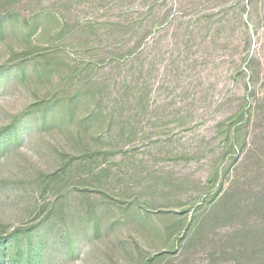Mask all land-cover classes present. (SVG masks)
Masks as SVG:
<instances>
[{"label": "rangeland", "instance_id": "obj_1", "mask_svg": "<svg viewBox=\"0 0 264 264\" xmlns=\"http://www.w3.org/2000/svg\"><path fill=\"white\" fill-rule=\"evenodd\" d=\"M0 67V130L62 99L0 134V264H264V0H0Z\"/></svg>", "mask_w": 264, "mask_h": 264}, {"label": "trees", "instance_id": "obj_2", "mask_svg": "<svg viewBox=\"0 0 264 264\" xmlns=\"http://www.w3.org/2000/svg\"><path fill=\"white\" fill-rule=\"evenodd\" d=\"M155 14L152 9H148L145 11L144 15L147 17H152V19H148L147 20V24H145L144 26H148L147 31L143 34L140 35V31L138 30L140 25H138L136 23V19H133V21L129 22V19H126L125 22H122V24L118 23V25L116 26H120V28L123 30V45H124V50H120L121 55H124V57L126 58H130V57H134L139 53V44H138V39H143L147 33H149V31L152 32L153 28L157 25L154 22L155 16L153 15ZM164 16V15H163ZM168 18V14L165 15V19ZM141 22V21H140ZM142 24V23H140ZM143 25V24H142ZM113 26V24H111V27ZM113 28V27H112ZM137 36V42H132L133 41V37ZM140 37V38H139ZM113 38V35L111 34L110 39ZM109 45L112 46L113 42L110 40ZM91 50H93L94 52H96V55H100V47L96 46H92L90 47ZM113 53V52H111ZM123 53V54H122ZM139 56V55H138ZM51 57V56H48ZM118 56H116V60L120 61V58H117ZM103 58H105V56L103 55ZM102 59V58H101ZM135 60V58H134ZM44 62H46V69L51 71L54 66L52 65L51 59L48 58L44 60ZM100 62V60H97L95 58H90V85L91 84H95L96 79L94 77V73L96 72V65ZM21 68V66H18ZM23 68V67H22ZM4 69V67H0V71H2ZM95 79V81H94ZM98 81V80H97ZM100 83V82H98ZM253 92H256V87L253 86L252 88ZM79 96V94L74 95L72 98H70L71 104L73 103L74 99L77 98ZM62 99L60 98V96H54L51 100H44L43 102H40L38 104H32L27 110H26V116L20 117V116H16L14 121L2 128L0 130V134H5V135H10L12 134L14 136V138H18L19 133L21 128L24 126L25 127V122L26 119L28 120L29 118H27V116L29 114H33V113H41L42 116V125L48 126L50 123H52L53 121H55L56 123L60 122L59 119V115L57 114V109L58 106L60 105ZM257 101V102H256ZM255 106H250L249 109L246 110V108L242 109L237 116L238 117H245L247 115V117L249 119H251L253 117V115H257V111H258V107H259V102L261 101V97L259 96V98H256ZM104 110L99 111V113L97 112V109H92L90 112V117L86 118L85 121L82 122V124L84 125H90V128H93L95 123H98L100 121V119H102V117H104L105 115ZM26 118V119H25ZM240 129V128H239ZM92 156V152L91 151H86L84 152L83 157L80 158V156H71V159H69L67 161V163H65V166H73L75 163L80 162V159H89ZM65 170V168L63 169V171ZM49 183H57L62 179V172L57 171L55 173H53L51 176H49ZM16 238L15 239H19V237L21 236V234H19V232H16V235H14ZM2 239H0V248L3 246V242H1Z\"/></svg>", "mask_w": 264, "mask_h": 264}]
</instances>
